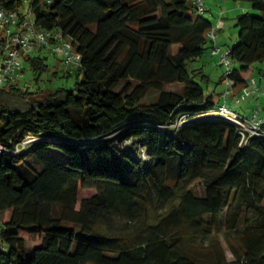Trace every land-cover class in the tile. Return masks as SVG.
I'll return each instance as SVG.
<instances>
[{
	"label": "trees",
	"instance_id": "obj_1",
	"mask_svg": "<svg viewBox=\"0 0 264 264\" xmlns=\"http://www.w3.org/2000/svg\"><path fill=\"white\" fill-rule=\"evenodd\" d=\"M192 1L32 3L36 27L62 32L81 60L73 88L41 94L40 53L25 58L36 87L0 89V264H264V133L244 143L212 116L220 98L188 66L211 53L214 23ZM245 1L257 13L238 15L236 65L221 77L239 90L264 62V0ZM28 134L38 140L15 153ZM223 214L231 259L214 237L208 251L185 246ZM25 232L40 236L33 250Z\"/></svg>",
	"mask_w": 264,
	"mask_h": 264
},
{
	"label": "rangeland",
	"instance_id": "obj_2",
	"mask_svg": "<svg viewBox=\"0 0 264 264\" xmlns=\"http://www.w3.org/2000/svg\"><path fill=\"white\" fill-rule=\"evenodd\" d=\"M204 6L207 10H204L201 15L203 17L210 19L214 26H218L216 30V42L222 47L223 52L228 49V46L234 44L238 40V27L235 25L236 19L238 15L242 13H257L250 2L245 0H203ZM28 7L27 5H23V8ZM222 20V25H218V20ZM41 53V54H40ZM42 55L46 56V63L48 64V69L45 70L40 75L39 85L44 89L41 94H46L50 91H53L59 87L65 88H73L74 86V65H65L59 59L62 56L57 53L53 54L49 51V48L43 47L37 53V51L33 52L32 55ZM24 70L23 76L18 79L15 86L20 87H36L37 83L34 80V72L29 69L26 60L24 59ZM235 63L231 61L230 65L220 63V56L218 54L214 55L210 53V50L205 51V53L198 57L197 59L191 61L189 63V70L202 68L204 74H206L209 79L200 78L201 75H195V79L197 81H201V84L205 90V92H213L215 93V97L220 98V103L225 104L231 107L233 112L238 114H247L253 115L256 114L259 118L264 117V62H256L255 63V71L252 78L255 79V82L249 81L247 86L249 89H252V92L247 95L245 98H241L239 102L235 101L237 98L239 99L242 96V90H239L240 87H236L233 89L229 82L226 80H221V77L226 75L228 68L235 67ZM262 71V72H261ZM55 72V76L52 75ZM179 83H173L168 85L170 89H178L180 88ZM227 89L232 90V93L228 92ZM236 91L238 93H234ZM224 93H226L225 98ZM219 95V96H218ZM198 193L202 192L201 187L195 188ZM96 192L95 189H81L79 192V198H83L85 196H90ZM10 215V210L8 211H0V228L4 220H6ZM123 218V217H122ZM121 217H116L118 220V228H120L123 224ZM130 231V229H128ZM224 230H225V214L221 216L218 227L212 228V237H206L202 240L199 239L202 243L195 244L190 238V234H187V239L185 240V246L189 247L193 252H204L211 250V246L209 245L210 240L214 237V239H218L223 245L225 249V254L228 259L232 258V253L228 248L227 244L224 241ZM131 233V232H130ZM28 240L29 250H33L40 243V236L35 234H29L27 232L24 233Z\"/></svg>",
	"mask_w": 264,
	"mask_h": 264
},
{
	"label": "built area",
	"instance_id": "obj_3",
	"mask_svg": "<svg viewBox=\"0 0 264 264\" xmlns=\"http://www.w3.org/2000/svg\"><path fill=\"white\" fill-rule=\"evenodd\" d=\"M35 0H22L20 7L16 9H6L0 5V89L18 82V79L23 76L24 59L32 55L33 52L43 49V47L49 48L53 54L59 53L62 56V62L69 66H78L81 60V54L78 53L71 42L66 36L59 30L54 29H40L35 25L34 14L32 10V3ZM49 2L50 0H45ZM195 6L199 12L205 10L203 0H193ZM28 7L23 8V5ZM222 20H218V25H222ZM218 26L209 32V37L213 41V47L211 54H218L220 56V63L230 65L231 59L229 56L230 49L228 48L223 52L222 47L217 44L216 30ZM231 71L228 68L227 73ZM254 81L251 78L250 81ZM229 85L233 86V82L229 79L226 80ZM242 96L235 101L239 102L241 98H245L252 92L247 85L242 88ZM230 89H227V93ZM226 93H224V96ZM227 96H225L226 98ZM211 113H218L219 116L226 120L236 124L241 134V139L245 143L252 135H261L264 133V117L259 118L256 114H238L233 112L231 107L222 104L218 110H214ZM184 120L179 121L176 125L179 126ZM38 138L33 134H28L17 146L14 152L21 151L28 144L37 141ZM132 141L128 140L124 145L127 150L131 149ZM3 150V146L0 144V151Z\"/></svg>",
	"mask_w": 264,
	"mask_h": 264
},
{
	"label": "bare ground",
	"instance_id": "obj_4",
	"mask_svg": "<svg viewBox=\"0 0 264 264\" xmlns=\"http://www.w3.org/2000/svg\"><path fill=\"white\" fill-rule=\"evenodd\" d=\"M212 116H219V114L218 113H212Z\"/></svg>",
	"mask_w": 264,
	"mask_h": 264
},
{
	"label": "crops",
	"instance_id": "obj_5",
	"mask_svg": "<svg viewBox=\"0 0 264 264\" xmlns=\"http://www.w3.org/2000/svg\"><path fill=\"white\" fill-rule=\"evenodd\" d=\"M234 93H237L236 91H234Z\"/></svg>",
	"mask_w": 264,
	"mask_h": 264
}]
</instances>
